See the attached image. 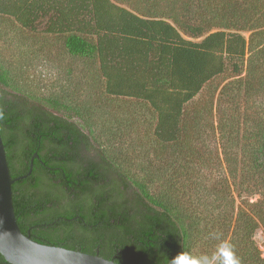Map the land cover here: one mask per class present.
Here are the masks:
<instances>
[{"label":"trees","instance_id":"1","mask_svg":"<svg viewBox=\"0 0 264 264\" xmlns=\"http://www.w3.org/2000/svg\"><path fill=\"white\" fill-rule=\"evenodd\" d=\"M153 2L129 9L112 0H0V24L27 40L58 37L105 94L139 100L155 116L153 159L133 173L79 110L23 93L0 66L11 176L26 174L37 153L12 184L17 223L40 243L120 264H169L180 252L212 259L224 245L239 264H264L254 239L264 229V0ZM223 73L231 80L208 122L225 168L212 182L207 154L189 133L203 113L192 109V125L188 104ZM241 101L257 104L254 116ZM0 264L10 263L0 254Z\"/></svg>","mask_w":264,"mask_h":264},{"label":"rangeland","instance_id":"2","mask_svg":"<svg viewBox=\"0 0 264 264\" xmlns=\"http://www.w3.org/2000/svg\"><path fill=\"white\" fill-rule=\"evenodd\" d=\"M112 1L129 9L154 3L153 0ZM0 28V66L8 72L12 85L28 95L56 101L62 111L79 110L89 124L87 128L112 155V159L117 164L128 167L131 172L138 173L139 167L147 164L148 160L152 161L153 152L149 139L155 116L148 105L132 98L105 94L103 86L95 83L94 76L87 70V63L67 54L58 37L38 33L32 40H27L22 32L18 34L13 27L0 24ZM226 76L223 73L205 84L201 92L188 104L191 111L188 119L192 125H195L192 119L195 113L192 109L203 113L197 128L189 129V133L192 144L207 154L213 173L212 182H216V171L220 167L225 168V163L221 154L219 133L212 130L208 120L211 119V112L218 116V93L221 86L231 80ZM240 105H247L248 115L254 116L251 107L257 104L241 101ZM215 119L214 117L213 124L216 126ZM249 130H253L252 127ZM257 198L258 195H255L251 200ZM254 239L264 256V229L259 228Z\"/></svg>","mask_w":264,"mask_h":264},{"label":"water","instance_id":"3","mask_svg":"<svg viewBox=\"0 0 264 264\" xmlns=\"http://www.w3.org/2000/svg\"><path fill=\"white\" fill-rule=\"evenodd\" d=\"M36 156L34 153L26 174L13 178L0 134V254L10 264H120L98 253L40 243L30 237L29 231L21 230L13 207L12 184L31 172Z\"/></svg>","mask_w":264,"mask_h":264},{"label":"clouds","instance_id":"4","mask_svg":"<svg viewBox=\"0 0 264 264\" xmlns=\"http://www.w3.org/2000/svg\"><path fill=\"white\" fill-rule=\"evenodd\" d=\"M219 259L220 264H239V260L234 257L230 246L224 245L218 249V255L212 259L207 256L193 257L187 253L180 252L169 264H215V260Z\"/></svg>","mask_w":264,"mask_h":264}]
</instances>
